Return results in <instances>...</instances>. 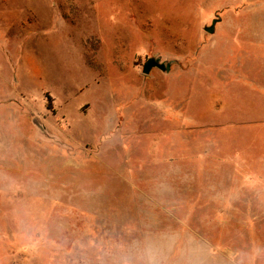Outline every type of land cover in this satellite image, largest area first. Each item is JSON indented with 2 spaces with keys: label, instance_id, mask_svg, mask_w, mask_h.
I'll return each instance as SVG.
<instances>
[{
  "label": "rangeland",
  "instance_id": "374dc122",
  "mask_svg": "<svg viewBox=\"0 0 264 264\" xmlns=\"http://www.w3.org/2000/svg\"><path fill=\"white\" fill-rule=\"evenodd\" d=\"M0 264H264V0H0Z\"/></svg>",
  "mask_w": 264,
  "mask_h": 264
},
{
  "label": "water",
  "instance_id": "95a60500",
  "mask_svg": "<svg viewBox=\"0 0 264 264\" xmlns=\"http://www.w3.org/2000/svg\"><path fill=\"white\" fill-rule=\"evenodd\" d=\"M217 21H219L218 18L213 19L209 26L204 27V31L212 34L215 30ZM171 64V62L162 61L159 57H149L142 63L141 72L144 75H149L153 69H158L163 73H168L171 69Z\"/></svg>",
  "mask_w": 264,
  "mask_h": 264
}]
</instances>
